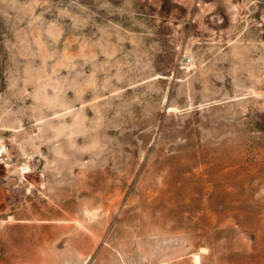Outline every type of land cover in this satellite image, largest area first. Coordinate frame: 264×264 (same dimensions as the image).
Instances as JSON below:
<instances>
[{
	"label": "rangeland",
	"instance_id": "374dc122",
	"mask_svg": "<svg viewBox=\"0 0 264 264\" xmlns=\"http://www.w3.org/2000/svg\"><path fill=\"white\" fill-rule=\"evenodd\" d=\"M231 1L0 0V264H264V0Z\"/></svg>",
	"mask_w": 264,
	"mask_h": 264
},
{
	"label": "bare ground",
	"instance_id": "6f19581e",
	"mask_svg": "<svg viewBox=\"0 0 264 264\" xmlns=\"http://www.w3.org/2000/svg\"><path fill=\"white\" fill-rule=\"evenodd\" d=\"M193 1L194 0H185V3L186 5L188 6V8L193 5ZM226 3L225 6L227 8V11H228V14L230 15V18L232 21H235L237 18H238V14L240 13V7L237 6L236 4H234L231 0H224ZM199 12L198 14L195 16L196 18V21H198V24L201 28V26H203V17L205 16V14L207 12H209L214 6H215V3H204L202 1H199ZM203 28V27H202ZM261 108L264 109V94H262V100H261ZM260 108V107H259ZM2 148L1 147V150L0 152L3 153L2 151ZM10 166V165H9ZM26 167H22L21 170H23V173H26ZM195 260L198 261L199 260V255H195L194 256Z\"/></svg>",
	"mask_w": 264,
	"mask_h": 264
},
{
	"label": "built area",
	"instance_id": "2783aa9c",
	"mask_svg": "<svg viewBox=\"0 0 264 264\" xmlns=\"http://www.w3.org/2000/svg\"><path fill=\"white\" fill-rule=\"evenodd\" d=\"M0 159L5 162V160L7 159V153H5V152L1 153L0 152Z\"/></svg>",
	"mask_w": 264,
	"mask_h": 264
}]
</instances>
